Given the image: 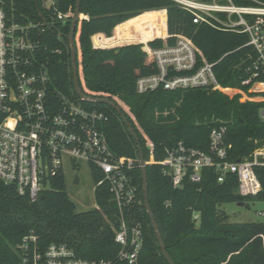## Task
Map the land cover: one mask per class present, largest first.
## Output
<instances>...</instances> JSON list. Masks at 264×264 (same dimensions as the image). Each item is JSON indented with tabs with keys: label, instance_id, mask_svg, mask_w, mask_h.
<instances>
[{
	"label": "trees",
	"instance_id": "trees-1",
	"mask_svg": "<svg viewBox=\"0 0 264 264\" xmlns=\"http://www.w3.org/2000/svg\"><path fill=\"white\" fill-rule=\"evenodd\" d=\"M3 2L24 22L49 23L45 32H36L40 57L49 67L54 86L77 96L67 39L77 0H55L47 13L42 0ZM162 9L167 10L168 29ZM59 11L69 14L67 20L58 19ZM167 30L169 43H174L178 34L190 37L213 63L224 86L241 87V81L253 71L256 53L247 44L246 34L196 23L194 13L177 0H81L75 45L82 90L88 96L117 102L135 128L147 162L149 202L175 264H264V220L232 222L221 209L225 203L247 202L238 192L237 175L228 173L219 181L218 173L207 168L201 182L187 181L175 188L161 163L167 150L178 142L207 149L211 130L220 125L228 129L230 160L250 157L264 146V122L259 116L264 101H243L241 96L201 87H159L139 93L136 81L157 72L155 58L139 44L105 49L153 39L150 44L158 47L164 41L156 38L168 36ZM94 35L99 47L94 46ZM86 104L109 116L103 129L114 152L139 158L137 142L117 111L105 103ZM91 171L97 183L101 173L95 167ZM134 174L141 199L137 216L145 227L144 257L150 264H169L144 206L141 167ZM256 174L262 186L256 197L264 201V166L256 167ZM43 194L31 201L14 185L0 180V264H21L18 245L30 235L37 237L41 248L64 242L84 258H115L116 218L106 184L95 191L99 207L85 211H78L69 196L64 174L49 177ZM195 213H199L198 219Z\"/></svg>",
	"mask_w": 264,
	"mask_h": 264
},
{
	"label": "built area",
	"instance_id": "built-area-1",
	"mask_svg": "<svg viewBox=\"0 0 264 264\" xmlns=\"http://www.w3.org/2000/svg\"><path fill=\"white\" fill-rule=\"evenodd\" d=\"M177 1L194 13L196 23L247 35V44L253 47L256 59L252 73L241 81V86H250V93L264 92V2ZM52 5L48 6L46 0L41 2L46 13ZM57 17L65 21L69 14L59 11ZM48 25L46 20L24 22L0 0V180L36 201L48 186L49 177L64 174L66 159L75 170L80 161H86L102 176L95 183V191L103 184L108 188L116 218L118 252L113 259H88L64 242L41 248L36 244L37 237L30 235L18 245L21 264H150L143 254L145 227L137 216L141 199L134 170L141 167L140 157L117 155L103 129L109 118L106 112L90 107L78 94H65L54 86L36 37V32H45ZM168 38L169 34L158 47L150 44L152 40L145 43L143 50L155 58L158 70L137 79V92L159 87H201L234 95L227 91L230 87L220 83L213 63L190 37L178 34L174 43H169ZM240 99L264 101V95H242ZM259 116L264 122V106ZM227 134V126L220 125L211 130L207 149L184 142L168 149L161 163L173 186L183 187L187 181L199 183L204 170L213 168L219 181H224L228 173L237 175L241 196H257L262 186L256 167L264 166V146L255 149L250 157L232 161ZM259 215L264 217V209ZM194 218L198 219L199 213Z\"/></svg>",
	"mask_w": 264,
	"mask_h": 264
},
{
	"label": "rangeland",
	"instance_id": "rangeland-1",
	"mask_svg": "<svg viewBox=\"0 0 264 264\" xmlns=\"http://www.w3.org/2000/svg\"><path fill=\"white\" fill-rule=\"evenodd\" d=\"M46 1L48 6H50L55 0H46ZM167 29H168V24H167ZM158 39L163 40L162 37H159ZM93 43L95 47H99L96 46L94 41ZM129 44H139L142 49L146 45L145 43H129ZM129 44L118 45L105 49L118 48ZM249 87L250 86L230 87L229 89H227V91H229L231 94H234L233 96H235V94H237L238 96L264 95V92L250 93ZM64 177L66 181L67 192L71 197V199L75 202L78 211L95 209L98 206V202L95 195V180L93 178L91 167L86 161H80L79 168L75 170L71 165V163L66 159L64 162ZM247 202L250 203L251 205L250 209H247L243 206H239L238 202L225 203L221 206V209L228 214L229 220L232 222H248V221L264 220V217H261L259 215V211L261 209H264V201L259 200L256 196H251L247 198Z\"/></svg>",
	"mask_w": 264,
	"mask_h": 264
},
{
	"label": "water",
	"instance_id": "water-1",
	"mask_svg": "<svg viewBox=\"0 0 264 264\" xmlns=\"http://www.w3.org/2000/svg\"><path fill=\"white\" fill-rule=\"evenodd\" d=\"M80 17H81V0H77L76 9H75L73 17H72L71 29H70L69 34L67 35V39L69 41V46H70V50H71L72 71H73V81H74L75 91L78 94V96L84 101L94 102V103H105V104L113 107L117 111V113L121 116L122 120L127 125V127L129 128V131L131 132L135 141L137 142L138 150H139V154H140L139 157H140L141 170H142V175H143L144 206H145L147 213L150 217L153 229L155 231L156 237L158 239V242H159V245L161 247V250H162L164 257L166 258V260L168 261L169 264H175L174 260L172 259L170 253L167 250L166 244L164 242V239H163L161 231H160L159 224L156 220V217L154 215V212L152 211V208H151V205L149 202V196H148L149 182H148V173H147V162H146L145 157H144V153H143L142 146L140 143V138H139L138 134L136 133L135 128L133 127L132 123L129 121L128 117L124 113L122 107L117 102H115L114 100H111L109 98H105V97L88 96L84 93V91L82 90V87L80 85L79 66H78V61H77V50H76V45H75L76 28H77V24H78ZM95 36L96 35L93 36V41H94ZM43 197H44V194H41L40 198H43ZM238 205L243 206L247 209L251 208L250 203L245 202V201H239Z\"/></svg>",
	"mask_w": 264,
	"mask_h": 264
},
{
	"label": "crops",
	"instance_id": "crops-1",
	"mask_svg": "<svg viewBox=\"0 0 264 264\" xmlns=\"http://www.w3.org/2000/svg\"><path fill=\"white\" fill-rule=\"evenodd\" d=\"M158 11H160V10H158ZM162 11L165 12L166 28H167V13H166V10H165V9H162ZM144 13H145V12H144ZM167 33H168V30H167ZM148 41H150V40H148ZM148 41H142V42L147 43ZM130 43H132V42H130ZM136 43H139V42H136ZM127 44H129V43H127ZM122 45H123V44H122Z\"/></svg>",
	"mask_w": 264,
	"mask_h": 264
}]
</instances>
